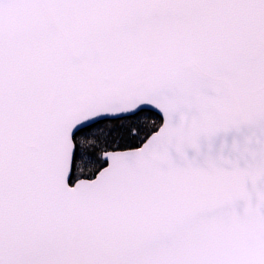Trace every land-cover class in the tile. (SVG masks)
I'll return each mask as SVG.
<instances>
[{"label":"snow or ice","instance_id":"snow-or-ice-1","mask_svg":"<svg viewBox=\"0 0 264 264\" xmlns=\"http://www.w3.org/2000/svg\"><path fill=\"white\" fill-rule=\"evenodd\" d=\"M0 264H264V0H0Z\"/></svg>","mask_w":264,"mask_h":264}]
</instances>
